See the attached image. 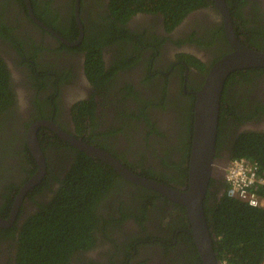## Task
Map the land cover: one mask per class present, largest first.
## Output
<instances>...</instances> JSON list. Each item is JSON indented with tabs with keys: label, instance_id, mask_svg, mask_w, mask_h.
<instances>
[{
	"label": "flooded vegetation",
	"instance_id": "flooded-vegetation-1",
	"mask_svg": "<svg viewBox=\"0 0 264 264\" xmlns=\"http://www.w3.org/2000/svg\"><path fill=\"white\" fill-rule=\"evenodd\" d=\"M121 3L0 0V60L13 94L10 105L0 106V219L13 217L0 224V264H17L24 224L54 198L79 158L67 137L138 176L182 190L195 93L205 75L234 51L231 35L264 52V0H224L227 22L215 0L191 4L178 21L150 9L157 1L131 11ZM221 106L225 122L219 123ZM218 109L214 158L222 169L240 134L264 135V70L232 71ZM40 120L56 129H37L45 173L20 198L39 168L27 134ZM92 159L109 169L110 183L97 204L94 243L67 264H202L184 207ZM226 185L225 175L211 177L204 213Z\"/></svg>",
	"mask_w": 264,
	"mask_h": 264
},
{
	"label": "trees",
	"instance_id": "trees-1",
	"mask_svg": "<svg viewBox=\"0 0 264 264\" xmlns=\"http://www.w3.org/2000/svg\"><path fill=\"white\" fill-rule=\"evenodd\" d=\"M152 1L158 4L150 9L167 17L175 16L177 21L182 10H188L193 3L199 4V0ZM143 2L145 0H122L119 7L131 11ZM115 7L119 9L117 1ZM91 62L95 66L93 60ZM12 95L6 68L0 60V106L10 105ZM224 111L226 113L221 106L219 123ZM79 114L75 111L74 116ZM143 117L147 118L146 115ZM79 122L82 121L79 119ZM231 152L232 159L255 163L259 176L264 178V135L240 134L234 140ZM78 154L79 158H75L54 198L46 205L39 204V211L24 224L17 264H67L75 251H82L94 243L93 230L99 222L97 204L110 183L111 174L108 172V175L106 170L109 169H104L99 161L84 152ZM226 190L227 185L211 207L205 206L208 227L215 234L213 248L217 258L224 264H264V206L252 207L246 201L229 197ZM256 194L264 200V187L258 186Z\"/></svg>",
	"mask_w": 264,
	"mask_h": 264
},
{
	"label": "water",
	"instance_id": "water-1",
	"mask_svg": "<svg viewBox=\"0 0 264 264\" xmlns=\"http://www.w3.org/2000/svg\"><path fill=\"white\" fill-rule=\"evenodd\" d=\"M226 22L229 21L227 11L224 7V0H215ZM233 38L234 51L218 59L207 72L203 83L195 93V106L193 113V131L191 139L190 156L188 163V177L184 189L177 190L162 183L138 176L127 170L117 161L111 159L106 153L90 145L67 137L68 141L81 152L111 165L122 177L147 189L154 190L168 199L180 204L185 208L190 224V234L200 255L202 264H222L217 258L213 248L215 234L210 231L204 213V197L208 184L213 175L224 176L226 164L219 169L218 162L214 158L215 142L218 124V107L222 86L226 78L234 70L246 68H264V52L249 49L235 37ZM80 38L77 42H79ZM72 43L70 45H75ZM40 126H47L52 130L55 127L45 121L35 122L27 134L28 146L39 164L36 174L26 183L20 192L21 196L30 188L34 187L45 173V162L41 147L37 139V129ZM222 194H219L220 198ZM9 221L0 219L1 225L11 224Z\"/></svg>",
	"mask_w": 264,
	"mask_h": 264
},
{
	"label": "built area",
	"instance_id": "built-area-1",
	"mask_svg": "<svg viewBox=\"0 0 264 264\" xmlns=\"http://www.w3.org/2000/svg\"><path fill=\"white\" fill-rule=\"evenodd\" d=\"M226 194L246 201L252 207L264 206L257 194L258 186L264 187V178L259 176L255 163L245 159L230 160L225 170Z\"/></svg>",
	"mask_w": 264,
	"mask_h": 264
},
{
	"label": "clouds",
	"instance_id": "clouds-1",
	"mask_svg": "<svg viewBox=\"0 0 264 264\" xmlns=\"http://www.w3.org/2000/svg\"><path fill=\"white\" fill-rule=\"evenodd\" d=\"M222 264H224V263H222Z\"/></svg>",
	"mask_w": 264,
	"mask_h": 264
}]
</instances>
